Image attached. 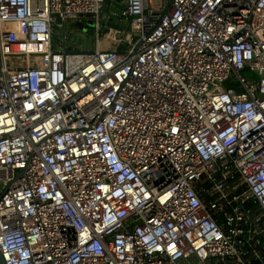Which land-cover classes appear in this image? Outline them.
<instances>
[{"label":"built area","instance_id":"1","mask_svg":"<svg viewBox=\"0 0 264 264\" xmlns=\"http://www.w3.org/2000/svg\"><path fill=\"white\" fill-rule=\"evenodd\" d=\"M120 2L0 0L4 263L264 264V0Z\"/></svg>","mask_w":264,"mask_h":264},{"label":"water","instance_id":"2","mask_svg":"<svg viewBox=\"0 0 264 264\" xmlns=\"http://www.w3.org/2000/svg\"><path fill=\"white\" fill-rule=\"evenodd\" d=\"M122 7V4L120 2V0H101V16H102V20L103 18L106 16L107 19L105 20V24L106 26L109 27V29L107 27H104L102 30V33L105 34L107 33V36L110 37L113 33L114 30L118 29V24L116 23L117 20V12L119 10V8ZM78 25H80L82 27V29L86 30V32L88 34H93V30L91 28V21L90 20H86L85 23L80 24V22H76ZM103 44L106 46L108 45V41L104 40ZM0 264H5L4 260L2 258V255L0 253Z\"/></svg>","mask_w":264,"mask_h":264},{"label":"rangeland","instance_id":"3","mask_svg":"<svg viewBox=\"0 0 264 264\" xmlns=\"http://www.w3.org/2000/svg\"><path fill=\"white\" fill-rule=\"evenodd\" d=\"M125 25V22H121ZM69 42H74L73 47L76 50L91 49L93 47L92 37L81 36L75 30L71 33V38Z\"/></svg>","mask_w":264,"mask_h":264},{"label":"bare ground","instance_id":"4","mask_svg":"<svg viewBox=\"0 0 264 264\" xmlns=\"http://www.w3.org/2000/svg\"><path fill=\"white\" fill-rule=\"evenodd\" d=\"M19 48H26V47H24V46H22V47H19ZM38 58V57H37ZM12 62L14 63V64H20V59L17 57V58H12ZM11 62V63H12Z\"/></svg>","mask_w":264,"mask_h":264}]
</instances>
